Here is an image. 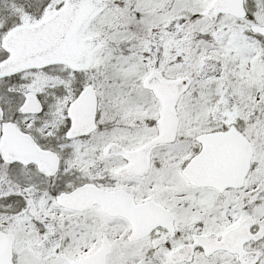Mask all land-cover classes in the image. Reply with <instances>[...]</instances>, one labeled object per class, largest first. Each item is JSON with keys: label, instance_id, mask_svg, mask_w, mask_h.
Instances as JSON below:
<instances>
[{"label": "snow or ice", "instance_id": "snow-or-ice-1", "mask_svg": "<svg viewBox=\"0 0 264 264\" xmlns=\"http://www.w3.org/2000/svg\"><path fill=\"white\" fill-rule=\"evenodd\" d=\"M0 264H264V0H0Z\"/></svg>", "mask_w": 264, "mask_h": 264}]
</instances>
